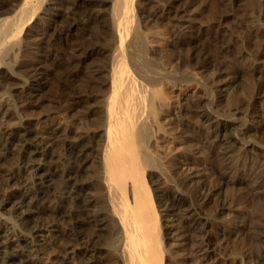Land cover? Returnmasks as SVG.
Listing matches in <instances>:
<instances>
[{"label":"bare ground","instance_id":"6f19581e","mask_svg":"<svg viewBox=\"0 0 264 264\" xmlns=\"http://www.w3.org/2000/svg\"><path fill=\"white\" fill-rule=\"evenodd\" d=\"M50 1L0 0V90L5 89L4 91L8 94L9 100L11 98L13 101V109L9 106L7 107L9 109L5 108L6 110L3 113L8 121L14 119L24 120L23 118L32 107H28L25 101L29 97H34L32 95H34L33 92L37 87L30 83L31 79L38 77L36 64L42 59H51V56H43L48 53L49 29L57 19L52 14L55 13L54 10L47 7ZM148 1L114 0L111 3L112 13L109 14L111 17H107L105 26H100L102 29L99 31L102 30L101 33L104 37L97 38L95 45H99V47L107 45L109 52H112L111 57H109V70L107 67H105L106 69L102 68L108 70V76L104 80L105 83H101V87L108 86V89L105 87L106 92L101 93L104 95L101 98L102 100H97L98 103L94 105L87 102L85 105L74 103L75 105L72 106L74 108L72 110L79 111V109H83L82 114L86 115V126L79 125L83 129V133L86 131L87 135L84 139L86 143L82 142L77 146L72 144L71 148L66 146L68 148L66 158L69 168L65 177L68 184L64 189L68 199L75 201L72 206L64 207L66 206L62 203L64 198L62 201L53 200L54 169L48 171L47 167L35 168L34 166L35 163L39 162L41 164L43 161L50 164L49 162L53 159V152L49 150V147L55 146H53V134L47 133L48 136L45 138L31 125L23 124V122L16 129L12 128L0 134V218L6 217L7 222H13V227L10 230L9 226L1 225L0 227V264H42L41 258L44 250H48L49 247L47 235L45 234L49 232L48 228L46 232V225L53 226V220L55 225H64L67 231L65 233L70 241L83 247L80 256L82 264H103L104 260L109 257L113 258V264H173L172 260L175 255L171 254L172 251L170 252L169 248L171 246L166 245V239L172 228L174 213H183L180 218L189 220L188 229L193 232L199 229L198 226L196 227L198 220L195 219V216H200L201 211L197 209L198 207H194L193 198L183 196V193L179 192L180 185L177 182L179 177L174 176V171H171L174 165H170L174 160H169V156L175 154L174 151L176 152L178 148L173 150L174 147L172 146L173 149L170 147V151L173 152H168V140L172 139L174 142L182 140L181 145L183 146L181 147L186 146V149L182 150L181 153L195 152V148H197L195 159L198 162L201 161L199 158L201 156L205 157L206 154L208 155L205 157L206 160L209 159V155L210 158L211 156L218 157V161L223 164L225 173L228 174L235 170V167L229 164V160L234 159L236 162L240 159L249 158L252 159V162H257L259 159L263 162L264 136L257 138L256 135L260 133L261 129L264 130V0L258 2L257 9L254 8L257 14L255 19H257V24L262 29L260 33L262 50L261 46L258 47L257 45L261 51H257L259 52H256L257 55L254 53L255 67L252 65L253 63L251 64L253 66L251 76L254 79V87L250 86L253 90L248 93L247 107L244 111L239 108L236 112L231 111L230 108L232 107L231 104L235 103L236 98L232 99L231 93H222L223 90L219 93V87L216 89L215 85V83L219 84L217 80L208 83L211 80L208 79L210 75L207 76L208 78L204 75L206 71L204 69L207 68L206 64H202L199 58L198 62L195 63L197 58H191V56L189 58L187 54L189 51H186L187 58H184L180 64L176 63L174 67L170 66V70L163 67L161 61L158 60L163 58V55V57L155 58L158 50L155 52L156 47L153 49L156 42L152 40L154 35L150 31L152 28L149 21L156 15L149 12L151 11L150 8L147 10L146 3H149ZM93 5L97 4L89 2L84 6L93 7ZM58 6L55 5V7ZM59 13L56 12V15H59ZM83 14L85 15L84 18L88 16L86 10ZM97 19L98 17L94 18L95 22ZM155 20L157 21V18ZM85 21L87 23V20ZM155 29L153 28V30ZM184 29L181 27V30ZM157 32L162 34L163 31ZM181 32H183V41L182 38L180 39L182 44L189 45L191 42L188 40L189 34L187 36L189 32ZM154 34L158 37L157 33ZM161 36L164 38L165 35H160L159 38ZM156 37H154L155 40ZM156 41L158 43L160 40L157 39ZM189 47L195 48L194 45ZM170 50L173 51L174 49ZM96 51L99 55L105 52L102 48ZM155 53L157 54L155 55ZM160 54L162 53L160 52ZM176 57L179 58L178 55ZM43 62L45 64L46 60ZM102 69L100 70L102 71ZM105 73H101L100 76ZM208 73L210 74V71ZM206 79H208V82ZM233 82L236 83V81ZM37 89L40 88L37 87ZM191 89H197V91H193L195 92L193 93ZM189 90L193 94L190 93L189 95ZM174 94L180 98V106L177 109L174 108L177 107L176 103V106H173ZM245 102L247 103V101ZM77 106L81 108L78 107L79 109H77ZM75 113L76 111L74 115H76ZM30 114L32 115V112ZM73 117L75 116L69 118L73 119ZM6 123L8 124L7 120ZM9 124L11 125V123ZM0 128H3L2 123ZM233 130L234 134L231 133ZM173 145L175 146V144ZM198 155H200L199 158H197ZM39 156L41 158H37ZM216 159H213V161ZM87 161H92L94 164V172L91 171L94 176L90 173L92 182L86 185L88 180L84 181L86 183L81 182L82 184L79 181L78 168L82 162H85L84 167H86ZM227 161L229 163L225 166L224 163ZM9 162H12L10 167L6 166L8 165L6 163ZM87 171L85 169V173ZM153 175L158 177L160 182L163 180L168 187L164 188L162 186L161 188L152 185L154 184ZM219 183L220 193L215 194L218 198V201H215L218 204L220 203L217 204V208H222L228 201L226 193L223 195L222 191L224 184L221 181ZM205 186H200L199 191L203 192L206 189ZM90 187H96L94 191L100 193L99 198L101 200H93L90 195L91 192L88 195V191L91 190ZM170 187H173L175 191ZM12 188L23 189L28 193L34 190L36 194H39V199L44 201L41 202L42 206L37 207L36 202L34 203L33 200L23 201L25 199H22L17 193L9 192L8 189ZM96 203H99V205L97 204L99 209L93 213L91 205H96ZM19 205H21L20 209L24 211L17 215L16 220L11 210H15ZM38 206L40 205L38 204ZM8 207L10 208L7 210ZM81 212L85 214L83 216H85L86 224L96 226L99 232L105 234L107 247H100L97 240L90 238V235V237L87 236L88 233H85L81 224L83 220L79 217ZM165 212H167V216L162 215ZM261 219L253 228H249L251 226L247 224L244 227H247V233L251 230L258 240L264 241V214ZM19 221H21L20 224ZM21 223L26 228L22 229ZM18 228L24 232L26 231L27 237L23 238L21 242V239L18 240L17 244H14L11 242L10 236L17 234ZM22 231L18 232L22 233ZM38 233H41L39 237L44 238L42 241L35 236ZM54 237L59 239L60 235ZM28 239L31 240L30 245L32 244V247L29 246ZM254 242L256 243V241ZM33 247L36 249L33 250ZM27 249L30 252L28 259L32 258V261L25 262L22 258L27 256V254H23L24 250ZM9 250L12 252H9ZM68 260L57 261V263L72 264Z\"/></svg>","mask_w":264,"mask_h":264},{"label":"rangeland","instance_id":"374dc122","mask_svg":"<svg viewBox=\"0 0 264 264\" xmlns=\"http://www.w3.org/2000/svg\"><path fill=\"white\" fill-rule=\"evenodd\" d=\"M51 1L48 3L47 7L52 8L54 10L55 13H52V14H54L55 18L57 19L55 22H53L52 27L49 29L50 33L48 32L49 33V36H48L49 40L47 39L48 47L46 46L48 49V53L43 55L45 57L51 56V59L50 60L42 59L39 63L36 64L37 66L36 70L38 68V73H37L38 77L33 78V80L31 79V82H30L31 84H34L40 89H37V87H35V90L33 92L34 95H32L34 97H29L30 100L27 99V101H25L26 102L25 104H28V107L29 106H32V107H30L31 108L30 111L28 112L27 115H25V118H23L24 120L22 119L23 121H20L19 119L8 121L6 116H5L6 117L5 119L3 115L4 111L6 110L5 108L11 106V108L13 109V101L11 98L9 100L8 94L6 93V91H4L5 89L0 90V98H1L0 99V107H1L0 108V122L2 121L1 123L3 127V128H0L1 130L0 134L3 131L5 132L12 128L16 129L20 125L21 122H23V124H26V125H31V127L35 128L42 136L44 135L45 138L48 136L47 133L53 134V146L54 145L55 146L49 147L50 152H53V159L51 160L52 163L49 162L50 164H47L46 163L47 161H43L41 164L39 162L35 163L34 166L35 168H41V167L46 168L47 167L46 169H48V171L54 169L53 172L55 171V175H54L55 177L53 176L54 178H53V188H52L53 189L52 193L54 197L53 200L55 199V201L57 200L62 201V199L64 198L62 203L66 206H64L63 204L62 205L64 207H70L74 204L73 202L75 201L68 199V195L65 194L66 193L65 189L67 186L66 184H68L65 177L67 174V169L69 168L68 166L69 163L67 162V158H66L67 149L71 148L74 144H76L77 146L78 144H82V142L86 143L84 139L87 137L85 133L86 131L83 133V129H82V127L86 126L85 125L86 115L84 116L83 115L84 113L82 114L83 109L82 110L79 109L81 108L80 106H77V109H79V111L72 110L74 109L72 106H74L77 103L79 105L80 104L85 105L87 102L90 103V105H94L98 103L97 100L98 101L102 100L101 98L104 96L103 94L106 92L105 89L108 87V86L107 87L105 86L106 87L105 88L101 86L103 83H105L104 80L108 76L107 74L109 70L108 67L110 66L109 57H111L112 52H109L110 50L107 47V45H104L103 47H99V45H95V43H97V40L99 38L104 37V35H102L101 33L102 30L101 31L99 30L102 29L103 26H105V21L109 17H111V15L109 14L112 13L111 3H113L114 0H65V1L64 0H53L52 2ZM98 1L102 4L100 5ZM141 1H145V0H141ZM256 1L254 0H157V1L149 0L148 1L149 3H146L147 10L150 8L149 10L151 11L149 12L156 15V17H153L149 21L150 27L152 28V30L150 31L151 33H153L152 35H154V37H156L154 33H157L158 37L156 38L160 40L157 43L156 41L157 39L155 40L154 37L152 36L153 38L152 40L156 42V44L153 42V45L155 44L153 46V49L156 47L154 49L155 52L158 50L157 51L158 54L155 53V55L157 54L155 58L156 57L160 58L164 56L163 58H160V59L157 58V59L159 60V62L161 61L160 62L161 65L168 70H170L171 67H174V65L176 66V63L180 64V62L183 61L184 58H187V54L189 58L190 56L191 58L192 57L197 58L195 60V63L198 62L197 60L199 58V61L202 64H206L208 68V69L207 68L204 69L206 70L204 72L205 73L204 75H206V77L207 76L209 77L210 75V77L209 78L207 77V78L210 79L211 81L208 82L207 81L208 79H206V81L208 83L210 82L212 83V80L215 82L217 80V82L220 85L219 84L217 85V83H215V85H216V89H218L217 87H219V90H220V91L218 90L219 93H221V91L223 90L222 93L224 94L231 93L233 95V96L231 95V97H233L232 99L236 98L235 103H233L234 105L231 104L232 105V107H230L231 111L236 112V110L239 108H241V111L242 110L244 111L249 101L248 93L249 91L253 90V88L251 87H254V79L251 76L252 68L253 66L255 67L254 65L255 61L253 58L255 54L257 55V53H259L262 50V45H261L262 40L260 39L261 38L260 33L262 32V29L257 24V21H256L257 19H255L257 16L256 9L259 6L258 2L260 0H256ZM89 2H94V4H97V5H93V7L84 6ZM80 4L82 5L80 6ZM55 5H59V6L55 7ZM92 8L93 10L95 9L96 10L93 11ZM84 10L88 12V16H86V18H84L85 15L83 14ZM56 12L57 13L60 12L59 15H56ZM95 16L98 17V19L96 20L97 23L94 20V18H96ZM156 18H157V21L155 20ZM85 20H87V23ZM157 25L160 27H158ZM156 26L160 30H158ZM178 26L180 30L178 29ZM155 27L157 30L155 29ZM181 27L182 29L184 28L185 29L181 30ZM153 28L155 30H153ZM157 31H161V32L163 31V32L161 34L160 32L158 33ZM181 31H184L186 33L189 32L187 33V36L189 34L188 40L191 41L192 44L194 43L193 45L195 48L189 47V46H193L191 42H190L191 45L190 44L187 45L189 48L185 46L184 44H182V41H183L182 33L183 32ZM91 34H93L94 36ZM159 34L160 35L164 34L166 37L163 36L164 38H162L161 36V38H159L160 37ZM181 38H182V41L180 40ZM257 45L258 47L261 46L260 47L261 50L258 49ZM181 47H184L185 49ZM101 48L105 52L102 53V55L101 54L99 55L97 54L96 50L98 49L99 51V49ZM170 49H174L173 51H175V53H173V51ZM189 49L190 50L192 49V50L190 51ZM171 51L172 53H170ZM186 51L187 52L189 51V52L186 54ZM160 52L162 54H160ZM167 53H168V56H167ZM176 55H178L179 58H177ZM247 57L248 58L252 57V58L248 59ZM172 59L173 60L175 59L174 60L175 62ZM44 60H46L45 64L43 62ZM177 60L178 62H176ZM166 64L167 65L170 64L168 66L169 67L171 66V67L167 68L168 66ZM249 64H250V67H249ZM251 64L253 66H251ZM103 67L104 68L107 67L108 70H105L106 68L102 69ZM100 69H102V71ZM207 70L210 71V74L208 73L209 71ZM104 71L105 72L107 71V72L105 73ZM99 72L105 73L106 75L102 74L100 76L101 73L99 74ZM7 73L11 74L10 72H7ZM102 77H105V78H102ZM233 81H236V83ZM231 85L233 86L232 87L233 89L231 88ZM228 88L232 89L233 91L232 90L230 91ZM1 91H3L4 94ZM191 91L196 92L197 89L196 90L191 89ZM191 91L190 90L188 91L189 95L190 93L191 94L195 93V92L192 93ZM176 94H174L173 96L174 97L173 103L177 104V107H174L175 109H177L180 106L179 105L180 98L176 96ZM245 101H247V103ZM31 103L33 104L31 105ZM174 104L173 106H176V104L175 105ZM220 106L222 107L221 104ZM75 111H76L75 113L76 115H74ZM77 111L80 112L81 114L78 113ZM31 112H32V115L31 114L29 115V113ZM71 115L75 116L76 118L73 117V119H70L72 117ZM6 120L8 124L6 123ZM1 123H0V127H1ZM9 123H11L12 126ZM71 124H73L74 127ZM80 128L82 129V131ZM77 129L80 131H78ZM231 133L234 134V130ZM256 136L257 138L264 136V130L262 131L261 129L260 133ZM181 141L182 140H180L179 142L178 140L174 142L172 139L168 140V142L170 143V144L169 143L167 144V147L169 148L168 152H173V151H170V147L172 146L174 147V149L172 147L173 150H176V148H178L177 149L178 151L177 150L176 152L174 151L175 154H172L169 156V160H174L173 162L177 163V164H174L171 161L172 164L170 165L171 166L174 165L171 168V171L175 172V173L173 172L174 176L179 177L178 180L180 182L176 178L177 182L180 185L179 192L183 193L182 194L183 196H187V197L190 196L191 198H193V202L195 204L194 207L196 208L198 207L197 209H200L201 215L195 216V219L198 220L196 227L198 226L199 229L196 231H193L194 232L193 233V232H190L188 229L189 220L180 218V216H182L183 213L181 212L179 214L174 213L175 217L173 218V223L171 224L172 228L169 231V236L166 239V245H169L172 247V248L169 247L170 252L172 251L171 254L173 256L175 255V257L173 258L174 259L176 258L175 260L174 259L172 260V263L173 264H242V263L243 264H256L260 262L259 264H264V241L258 240V238L252 234L251 230H250L251 233L250 232L247 233L246 232L247 227H244L247 224L251 226L249 228H253L254 226L257 225V223L260 222V220H262L261 218L264 214V176H263L264 160L263 162H261L260 159H259L260 162L259 161L252 162V159L250 160L249 158L247 159L245 158V159H242V160L240 159L236 161L237 162L236 163L235 160L232 159L235 164L233 163L232 160H229L230 163L229 161L225 162L224 163L225 166H227L229 163L231 164V166L233 165L235 167L234 168L235 170L232 173L228 174L227 172L225 173L223 169V164L218 161L219 158L216 156L215 157L217 159L214 156H211L210 158V155H209L208 157L209 159L206 160L205 157L207 154L205 155V157L201 156L200 158H199L200 155H198L197 158L201 159V161L198 162L195 159V156L197 155V151H198L197 148H195V152L181 153L182 150L186 149L185 148L186 146L181 147L183 146L181 145L182 144ZM173 144H175V146ZM37 158H41V156ZM213 159H216V160L213 161ZM9 163H6L8 164L6 166L10 167L12 162H9ZM84 165H85V162L84 163L82 162L79 164L80 167L78 168L79 170L78 176H79L80 183L81 182L86 183L84 181L88 180V182L86 183L87 185L88 183L92 182V179H90L92 175H90V173L93 174L91 171L94 170L93 168L94 164L92 161H90L88 162V164H86V167H84ZM83 167L88 170L86 173ZM178 171H179V174H178ZM199 172L201 173L199 174ZM153 178H154L153 180L154 184L152 185H154L155 187L162 188L163 186L164 188H166L167 185L164 183L163 180H161L160 182L159 178L154 175H153ZM219 180L224 184L222 191H223V195L224 193H226L227 201H228L222 208H217V206L220 203L219 204L217 203L218 198L215 195L220 191L219 190V186H220ZM202 185H206L205 186L206 189H204L203 192L199 191V187ZM90 188L91 190L89 191L87 190L88 195L91 192L92 194L90 195L92 196L93 200H98V199L101 200L99 198L100 193H97L98 191L96 192V190L94 191L96 187H90ZM171 188L172 190L174 189L173 187H170V189ZM8 190L10 193L12 192L14 194L17 193L18 195H20L22 199H25L23 200L25 202L33 200L34 203L36 202L35 205L37 207H41L42 206L41 202H44L39 199L40 198L39 194L38 193L36 194L34 190L29 191V193L23 189L17 190V188H14V189L12 188ZM38 204L40 206H38ZM97 204L99 205V203H96V205L95 204L91 205V210L93 213L95 211H98L99 209L98 208L99 206ZM256 207L258 208L256 209ZM9 208L10 207H8L7 210ZM20 208H21V205L17 206L15 210L13 209L11 210V213L16 218V220L18 217L17 215L21 211H24V210H21ZM11 213L9 214V216L11 215ZM83 215L85 214L81 212L79 214V217L81 220H83L81 224L85 230V233L86 234L88 233L87 236L88 237L91 236L90 238H94L95 240H97L98 242L97 244L100 247H103V248L107 247L105 244L106 243L105 234L99 232V229H97L96 226H93V225L90 226L86 224L85 216ZM162 215L167 216L168 214L167 212H165ZM0 220H1L0 227L1 225L9 226V230L11 227H13V222L12 221L7 222L8 220L6 217H2V219L0 218ZM20 222L21 221H19V224ZM21 224H22L21 228L23 229L25 226L23 225V223ZM59 225L60 224L55 225L54 220H53V226L46 225L47 226L46 232H47V228L49 232L45 234L47 235L46 237H47L49 247H48V250H44V254L42 255L43 259L41 258L42 264H58L57 261L59 262L61 260H66V259H69L68 261H71L72 264H82L80 256L83 251L82 250L83 247L81 245L79 246L77 243L73 241H70L65 233L67 231L64 225L63 226L62 225L59 226ZM18 231H22V230L18 228L17 234L15 233L10 236L12 240L11 242L14 244H17L18 240L21 239L20 240L21 242L23 238L27 237L26 231L25 232L22 231V233ZM40 234L41 233H38L35 236L39 237L41 236ZM14 235H17V236H14ZM55 235L57 236L60 235L59 239H61L60 240L61 242L59 241V239H56L54 237ZM43 239L44 238H41V237L38 238V240L40 241H42ZM254 241H256V243ZM28 243H29V246L32 247V244L30 245L31 243L30 239H28ZM39 245H41V243H39ZM35 249L36 248L33 247V250ZM9 252H12V251L9 250ZM29 253L30 252L28 249L24 250L23 254L24 255L27 254V256H24L25 258L23 257L22 259H24L25 262L29 260L32 261V258L28 259V256H30ZM112 259H113L112 257L105 259L103 264H113Z\"/></svg>","mask_w":264,"mask_h":264}]
</instances>
